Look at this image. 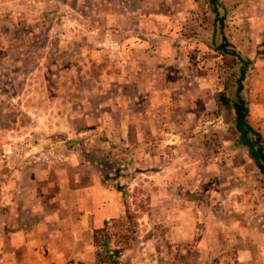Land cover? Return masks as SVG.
<instances>
[{"label": "rangeland", "instance_id": "rangeland-1", "mask_svg": "<svg viewBox=\"0 0 264 264\" xmlns=\"http://www.w3.org/2000/svg\"><path fill=\"white\" fill-rule=\"evenodd\" d=\"M206 1L217 9L215 24L205 2L190 27L173 12L168 56L157 44L154 57L130 48L122 59L119 44L103 41L104 12L73 10L74 0H0V150L30 133L59 140L95 127V141L81 134L65 144L99 161L104 189L118 195L119 205L101 198L114 210L96 234L94 255L104 264H235L243 227L264 245V174L239 141L232 108L243 71L238 96L264 146L263 12ZM130 62L146 84L138 111L107 89ZM103 103L152 117L140 123L139 144L118 139L116 113ZM225 240L231 246L215 253Z\"/></svg>", "mask_w": 264, "mask_h": 264}, {"label": "crops", "instance_id": "crops-1", "mask_svg": "<svg viewBox=\"0 0 264 264\" xmlns=\"http://www.w3.org/2000/svg\"><path fill=\"white\" fill-rule=\"evenodd\" d=\"M200 2L207 4L206 15L210 14L209 19L215 24L217 16L213 10L217 13V9L209 6L212 1L206 0H74L71 9L104 12L107 31L103 41L119 44L121 58L128 59L130 48H139L143 57H154L157 44L164 47V56H168L167 44L174 41L168 29L174 27L173 20L177 19L173 12L181 17L185 15V24L193 26ZM224 3L235 12L262 11L264 24V0H224ZM235 19H238L236 15L233 22ZM118 73L116 80H109L113 83L107 89L113 92L111 95L120 94L127 107L138 111L140 103L146 102L142 93L146 84L140 80L143 73L131 62L122 66ZM261 75L264 76V70ZM150 100L148 97L147 102ZM105 105L109 106L111 115L116 113L118 139L139 144L140 123H152V117L115 110L112 104L103 103L99 107ZM249 120L247 111L246 121L250 126ZM96 131L95 127L77 135L68 131V138L59 136V140L57 133L46 134L41 144L53 152L47 164L19 169L0 164V264H77L78 261L104 264L94 255L92 231L100 227L103 219L114 214L101 198L112 196L119 205L118 195L114 189H104L106 180L99 171V161L91 162L80 155L79 150L65 144L66 139H79L81 134L95 141ZM153 134L151 124L147 125L144 137L150 140ZM177 226L171 229L172 233L180 231ZM237 229L240 246L235 249V264H264V245H257L252 232L245 227ZM220 233L222 236L224 230ZM259 237L262 236L257 235ZM229 241L225 240L223 250L221 245L213 251L222 254L231 246ZM202 242L203 239L193 249L205 248ZM223 260L221 258L220 264H227Z\"/></svg>", "mask_w": 264, "mask_h": 264}, {"label": "built area", "instance_id": "built-area-1", "mask_svg": "<svg viewBox=\"0 0 264 264\" xmlns=\"http://www.w3.org/2000/svg\"><path fill=\"white\" fill-rule=\"evenodd\" d=\"M43 135L30 133L0 150V163L9 169L36 167L50 162L52 151L41 144Z\"/></svg>", "mask_w": 264, "mask_h": 264}, {"label": "trees", "instance_id": "trees-1", "mask_svg": "<svg viewBox=\"0 0 264 264\" xmlns=\"http://www.w3.org/2000/svg\"><path fill=\"white\" fill-rule=\"evenodd\" d=\"M213 13L215 14V17L217 16V13L215 10H213ZM231 55H235L240 59V61L243 64H247V60H243L239 54L234 51H229ZM244 72L242 71L240 73V76L237 81V89H236V99L232 103V108L234 112V126L236 131L239 133V141L240 143L247 148L249 158L253 161L255 167L257 170L264 174V146H261L258 144L259 134L255 132L247 123L246 121V115H247V107L245 105L244 100L238 96V93L241 90V81L243 79ZM249 135L255 136V140H251ZM118 190V188H116ZM104 222L102 223L101 227L94 228L92 231L91 236V242L93 246H96V234L98 232H101L104 228Z\"/></svg>", "mask_w": 264, "mask_h": 264}]
</instances>
